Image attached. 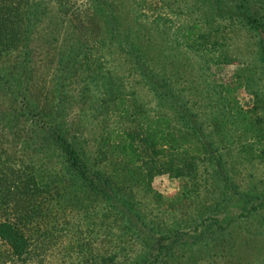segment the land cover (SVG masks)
<instances>
[{
  "label": "rangeland",
  "instance_id": "1",
  "mask_svg": "<svg viewBox=\"0 0 264 264\" xmlns=\"http://www.w3.org/2000/svg\"><path fill=\"white\" fill-rule=\"evenodd\" d=\"M213 1L39 0L41 20L24 48L0 55L1 161L24 170L61 168L59 153L40 146L46 128L41 124L63 121L90 164L110 171V160L103 159L109 132L135 129L139 113L175 112L148 83V65L191 98L224 156L228 179L222 186L202 181L203 174L190 180L158 174L150 185L122 190L113 200L118 215L68 186L61 197L35 206L43 217L29 225L31 249L24 258L0 239V264H132L136 254L160 243L170 245L163 247L160 264H264V141H250L248 151L247 139L223 116L257 104L264 118V63L251 25L228 15L205 18ZM199 21L205 25L200 49L185 35ZM220 52L232 62H216ZM124 99L135 115H123ZM178 127L173 122L171 137L189 151L196 141L185 130L178 134ZM173 157L184 158L180 152ZM10 192L0 186V206L8 199L12 205ZM123 216L142 226L141 237L140 229L136 235L127 230ZM110 255H117L116 262L104 259Z\"/></svg>",
  "mask_w": 264,
  "mask_h": 264
},
{
  "label": "trees",
  "instance_id": "2",
  "mask_svg": "<svg viewBox=\"0 0 264 264\" xmlns=\"http://www.w3.org/2000/svg\"><path fill=\"white\" fill-rule=\"evenodd\" d=\"M209 8L212 11L207 13L205 18L210 22L215 16L228 15L232 18L238 17L242 22L251 25L258 35L257 43L264 63V4L257 0L252 4L248 0H214ZM41 9L39 0H0V55L24 48L22 46H25L28 39L26 37L32 33V26L41 20ZM203 25L200 21L196 22L185 33L186 39L192 42L195 48L204 47ZM215 59L218 63L232 62L226 52L218 53ZM143 71L154 92L168 102L175 112L155 116L139 113L140 123L135 129L109 132L108 148L104 151L103 159L110 160V171H100L90 164L82 147L67 136L68 130L63 121L41 124V129L46 128L40 146L59 153L63 161L61 168L39 171L29 166V170H24L21 166H10L0 159V186L6 184L7 192L11 191L10 194H13L14 198L11 206L9 199L6 206H0V239L9 245L14 256L24 258L30 252L29 225L43 217V212L35 208L37 203L56 195L61 197L62 192L68 191V186L70 191L86 192L88 199L93 197L118 215L121 210L113 200L118 199L122 190L132 184L150 185L158 174L169 173L174 178L189 180L197 174H203L205 177L202 181L208 182L211 179L215 185L221 181L222 186L228 179L227 170L225 171L223 165L224 156L218 151L220 148L217 147L212 132L207 130L205 119L200 118L191 107V98L176 92L166 78L154 73L152 67L145 65L144 68L143 65ZM260 95L256 93V101L262 99ZM125 102L126 100L121 103L123 115H135V112H130L129 107H125ZM232 109L234 111L230 113L223 111V116L228 118L234 131L241 135L240 138L247 139L246 148L250 151L253 148L250 141H264V118L259 115L257 104L248 109ZM26 112L30 114L32 110ZM19 115H23L22 112L15 114V117L19 118ZM173 122L179 125L178 134L184 133L181 131L185 130L195 139L196 145L188 148L189 151L184 148L183 143H177L171 137ZM176 152L183 154L181 161L174 159ZM168 155L172 157L163 160ZM260 158L264 159V153ZM10 194L4 195L8 197ZM227 199L228 197L224 196L214 204L219 206ZM123 219L128 220L127 230L134 231L136 235L140 229L136 238L141 237L142 226L129 216H123ZM142 222L147 225L144 220ZM214 233L216 234L211 232L210 237H213ZM174 243L171 242V247ZM169 246L160 243L150 253L144 254L140 251L132 259V264H160L163 247L170 248ZM116 257L117 255H110L104 256V259L116 262Z\"/></svg>",
  "mask_w": 264,
  "mask_h": 264
}]
</instances>
